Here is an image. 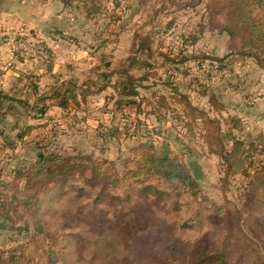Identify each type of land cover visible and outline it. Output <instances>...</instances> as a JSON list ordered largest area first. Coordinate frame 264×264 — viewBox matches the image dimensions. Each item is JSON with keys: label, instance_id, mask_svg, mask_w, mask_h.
<instances>
[{"label": "rangeland", "instance_id": "obj_1", "mask_svg": "<svg viewBox=\"0 0 264 264\" xmlns=\"http://www.w3.org/2000/svg\"><path fill=\"white\" fill-rule=\"evenodd\" d=\"M109 1L118 4V12L125 4L140 9L136 16L139 24L152 19L158 24L118 30L117 36L124 37L128 33L135 43L129 46V55L124 56L123 53L120 61L116 59V74L104 79L107 83L102 93L104 98L98 96L99 99H89L91 113H94V107L103 112L100 117L104 127H112L109 121H112L115 112V125L124 134L122 140L111 139L104 143L100 141L101 138L94 140L95 137L91 135L92 139L83 141V146L75 148L79 151L71 154V159L72 163L83 167L84 172L78 170L76 175L68 177L66 191L63 189V194L53 197L52 206L44 207L43 202L40 203L38 217L55 224L50 226L51 229H56V224L64 216L70 218L71 222L61 230L69 237L54 248L59 252L55 264H107L110 259L115 261L114 264H121L123 245L119 247L120 243L128 247L123 255L131 253L133 264H152L153 256L162 258L167 264H182L188 251L202 239L209 242L212 249L225 245L229 251L228 264H263L264 172L254 170L261 163L262 146L256 150L254 148L259 143L258 135L264 134V67L252 57L229 54L227 34L218 28H210V21L212 23L213 20L207 13L208 0H194L197 2L194 6L180 5L192 0ZM162 5L167 6L166 12L153 13ZM255 12L264 14V6L258 7ZM215 19L216 24L219 20L223 22L222 17L216 16ZM136 31L141 36L148 33L151 50L137 52L140 38L134 36ZM131 55L136 57L130 65ZM213 55L227 58L219 62L211 58ZM126 68L135 77L129 86L131 90L156 102L149 104L144 99L139 110L131 104L125 105L122 110L115 108L114 99L107 96L116 92L114 83L119 86L121 80L126 81L124 76L121 77V71ZM90 89L91 93L95 91V87ZM172 92H182L192 105L202 108L211 117L238 121L240 127L233 129L234 138L243 140L246 152L252 155L250 172L259 175L255 176L252 188L247 184V177L241 168H238L239 164L234 163L233 170L229 172L226 170L215 138L209 142L214 132L211 135L209 131L200 132L199 124L194 132L187 131L183 117H189L182 103H177L178 106L172 104L169 97ZM159 95L170 99V108L162 103ZM114 97L117 98V92ZM96 100H101L103 108L92 104L98 103ZM191 104L186 106L190 116ZM223 126L226 128L229 125L223 123ZM147 132H150V136L146 135ZM103 134L107 135L105 129ZM145 140L156 146V153L176 156L186 164L200 185L196 195L190 193L187 187L166 185L162 178H153L151 183L154 187L144 191L140 189L144 186L142 182L128 180L123 183L117 179L120 171L134 165V147ZM224 143L229 148L230 142ZM106 146L105 152H98ZM75 153L78 155L74 156ZM245 165L248 166V161ZM94 167L99 171L96 180L101 176L106 177L102 186L90 185L95 183L90 182ZM100 188L106 193L98 202L96 199ZM248 188L252 195L246 196L244 191ZM16 190L1 192V198L5 199L6 196V200H10L13 195L23 198L22 189ZM16 203L15 199L6 208L9 215L17 219L12 210ZM220 207L221 212H216ZM131 208L144 212L151 220V228L143 240L150 250H137L143 243L140 241L136 244L137 238L131 239L133 248H129L127 244L130 241L126 243L122 240L126 235L121 234L119 238L118 231L114 229L113 222L124 218L123 213L127 217V211ZM21 210L23 206L17 205V211ZM99 221L102 225H99ZM3 224L6 225L7 235L2 245L11 249L26 246L30 264L45 258L46 253L40 242H32L23 233L10 230L8 226H12V222L9 220H4ZM161 237L164 239L160 240ZM114 241L118 245V252L106 258L101 253L109 251L108 244L115 246Z\"/></svg>", "mask_w": 264, "mask_h": 264}, {"label": "trees", "instance_id": "obj_2", "mask_svg": "<svg viewBox=\"0 0 264 264\" xmlns=\"http://www.w3.org/2000/svg\"><path fill=\"white\" fill-rule=\"evenodd\" d=\"M62 1L67 3L69 0ZM78 1L80 2L81 9L88 17L100 15L103 19H105L107 22V28H111L110 26L118 24L122 14L116 10L118 4H112L113 2L111 3L109 0ZM196 3L197 2L192 0L183 2L180 5L194 6ZM206 6L208 8L207 13L210 16V19L213 20L212 23L210 21V28H218L220 32H225L229 37V54L231 53L234 56L240 57H252L258 64L264 67V14L255 12L258 7L261 8L264 6V0H208L206 2ZM166 10L167 6L162 5L154 13L166 12ZM216 16L222 17L223 22L219 20L216 24V22H214V20H216ZM156 24L158 23H156L154 19L146 20L145 23H143V25L151 26ZM146 34L148 33L146 32L144 36H141L139 33L137 34V31L134 33L136 38H140L137 52H142V50H151ZM38 42H40L39 44L49 54V59L44 61V63L50 64L52 61V54L50 50L41 40H38ZM135 57L136 55H131L129 57L130 65L135 60ZM17 58L23 59L25 57L17 53ZM211 58L222 62L227 58V56L218 57L213 55ZM183 59H185V57ZM121 72H123L121 77L124 76L126 81L122 82L121 80V84L119 86L114 83L113 87L116 88L117 98L114 97L116 92L107 96L108 99H114L112 102L115 108L118 109L120 107V110H122L125 105L131 104L139 110L138 108L142 107L144 99L148 101L149 104L156 102V100H150L146 96H140L138 97V100L132 98L137 94V92L131 90L132 87H129L135 80L134 74L127 71V68L123 69ZM125 85L127 86L126 88L124 87ZM91 92L92 90L90 88H85L83 92H81V95L84 97L85 95H89ZM59 97H61L62 106H67L71 102L78 103L76 96L70 91H66ZM169 97L172 104L174 103L177 105V103H182L184 105V111L187 117H189V119H185V116L183 117L184 125L187 126V131L194 132L195 129H198L196 127L199 124L200 132L209 131V135H211V132H214V137L211 135L209 142L211 143L212 139L215 138V142L220 147L219 153L223 164H225L226 170L229 172L233 170L232 168L234 163L236 165L239 164L238 168H241L240 170L243 175L247 177V184L250 188H252L254 185L253 182L256 179L255 176L258 174H252L250 172L251 169L249 166L252 165L253 162L252 155L251 153L248 154L246 152L247 149L243 140L234 138L233 129L240 127L238 121L234 118H214L209 116V114L202 110V108H196L194 104L192 105L190 103V99L182 92H172ZM159 98L162 99V103L165 104L166 107H171L167 96L159 95ZM190 104L192 106L191 116L189 112H187L186 108V106H190ZM223 123L228 124L229 126L225 128ZM32 128L33 127L31 126L26 130H31ZM112 132L116 133L115 137L118 138V133H120L118 128L113 127ZM23 134L24 133H22V131H19L16 134V137L18 138ZM257 139L259 143L256 145L254 150H256L258 146H262L260 148L262 159L261 163L256 166L254 170L261 173L264 172V134H259ZM226 141L230 142L229 148L225 146L224 142ZM8 144L10 147H13L15 143L14 141H9ZM155 151L156 146H154L151 141H139L133 150L135 153L133 154L134 165L120 171L117 179L123 183H126L128 180L139 183L142 182L144 183V186L140 189L141 191H144L148 189L151 190L154 187L151 183L153 178H162L164 180V184H169L177 188L187 187V190L190 193L196 195L200 190V185L186 164H184L176 156H171L167 153L159 154ZM73 153L74 152H65L62 150H41L32 162L22 164L15 170V180L17 182L22 181L21 192L23 198L19 199L13 195L10 200H6V196L4 197L5 199H3L1 198L3 196L0 195V214L5 221L9 220L12 222V226H8V228L12 231L17 230L19 233H23V236L32 242L36 241L41 243V247L44 249L46 255L41 262H36V264H55L59 256V252H56L54 248L58 247L62 240L69 237L68 233L61 232V230L66 228V226L71 225L70 218L64 216V218H62L61 221L59 220L56 224L57 228L51 229L50 226L55 224L52 225L51 223L41 220L40 217H38V213L41 202H43L44 207L47 205L52 206L53 197L56 196V194L61 195L64 191H66L68 177L72 174L76 175L78 170L81 171V173L84 172L83 167L78 166L76 163H72L71 157L73 156H71V154ZM75 154L74 156L78 155V153ZM91 161L95 162L96 160ZM247 161L248 166L245 165ZM98 174L99 171L94 167L90 182L94 181L95 183H90V185L95 186L98 184L102 186L105 182L106 177L104 176H101L99 177V180H96V176H98ZM251 192L252 191L248 188L244 191V195H252ZM105 193L106 190L100 188L97 193L96 200L99 202L100 198L104 196ZM15 199L18 203L14 204L15 206H13L12 210L13 214L17 216V219L12 218L6 208L7 206H10ZM17 205H22L23 210L17 211ZM221 210L222 207L217 209L216 212L220 213ZM127 213V217L126 214L123 213L122 217L124 218L120 220L118 218L114 221L113 226L115 231H118L117 235L119 238L121 234L126 235V237L122 238V240L126 243L130 241V244L127 245L129 248H133L131 247V239L136 240L137 238L138 240H136V244L143 241L145 239V235L151 228V220L144 214V212L133 208L129 209ZM23 214L26 215V218ZM19 221H21L20 224H18ZM99 225H102L101 221H99ZM159 239L163 240L164 237ZM95 245L98 246L99 244L96 243ZM122 245L123 251H126L128 247L126 244L122 243L119 244V247H122ZM132 245L134 246V244ZM107 248L109 249L108 252L104 251L101 253L104 254L106 258H109L113 253L116 254L119 249L116 242L115 246L112 243L108 244ZM141 249L150 250L146 241H143L142 246H140V249L137 250L140 251ZM123 251L120 253L123 257V262L121 264H133L134 260L132 254L126 253L124 256ZM27 253V248L24 245L16 246L12 249L6 248V245H2L0 246V264H30L31 259L28 257ZM228 257L229 251L225 245L220 249H212L210 247V243L202 239V241L197 243L188 251L182 264H228ZM152 258L154 259L152 264H167L165 260L158 256H153ZM114 262L115 261L110 259L107 264H114Z\"/></svg>", "mask_w": 264, "mask_h": 264}, {"label": "crops", "instance_id": "obj_3", "mask_svg": "<svg viewBox=\"0 0 264 264\" xmlns=\"http://www.w3.org/2000/svg\"><path fill=\"white\" fill-rule=\"evenodd\" d=\"M119 10L118 24L107 28L100 15L88 17L78 0H0V195L22 189V181L14 178L15 170L32 162L41 150L78 152L75 148L92 139L91 135L104 143L122 140L123 132L118 138L112 132L115 112L109 121L112 127L106 128L100 117L103 112L94 107L91 113L89 101L90 97H103L104 79L116 74V59L120 61L123 53L129 55V46L135 43L128 33L117 36L118 30L143 27L136 19L140 9L125 4ZM23 38L27 43H45L52 54L51 63L18 59L16 45ZM89 87L95 91L83 97L81 92ZM66 91L74 94L78 103L62 106L59 96ZM140 96L137 93L134 98ZM96 101L92 104L103 108L101 100ZM19 131L24 134L16 138ZM3 221L0 214V246L7 235Z\"/></svg>", "mask_w": 264, "mask_h": 264}, {"label": "built area", "instance_id": "obj_4", "mask_svg": "<svg viewBox=\"0 0 264 264\" xmlns=\"http://www.w3.org/2000/svg\"><path fill=\"white\" fill-rule=\"evenodd\" d=\"M39 43L40 42H38V40L33 41V43H27L26 39H20L17 42L16 51H18L24 57L37 58L43 62L47 61L49 54Z\"/></svg>", "mask_w": 264, "mask_h": 264}]
</instances>
